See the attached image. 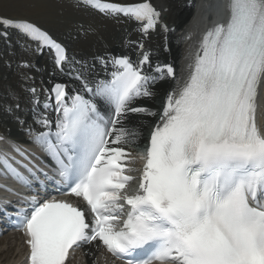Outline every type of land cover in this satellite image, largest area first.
I'll list each match as a JSON object with an SVG mask.
<instances>
[{
  "label": "snow or ice",
  "instance_id": "1",
  "mask_svg": "<svg viewBox=\"0 0 264 264\" xmlns=\"http://www.w3.org/2000/svg\"><path fill=\"white\" fill-rule=\"evenodd\" d=\"M86 2L140 22L146 35L160 19L148 2ZM228 8L227 23L204 37L189 82L179 95H166L159 114L131 106L138 97L155 95L150 85L157 79L175 75L171 65L158 66L159 77L145 74L147 52L137 65L114 58L110 80L91 88L84 83L93 97L114 105L108 119L82 95L69 106L66 86H54L63 113L55 143L48 132L38 133L36 143L54 157L58 175L87 209L31 197V210L20 220L30 237V264H65L73 245L97 240L114 256L128 258L127 264H264V131L255 119L264 82V0H229ZM0 26L54 49L61 71L72 63L66 48L35 23L3 18ZM129 112L159 119L138 191L121 195L133 179L124 175L130 153L121 147L135 135L123 126ZM40 123L50 127L47 119ZM3 162L19 182L30 184L6 156ZM125 205L130 210L122 219Z\"/></svg>",
  "mask_w": 264,
  "mask_h": 264
},
{
  "label": "bare ground",
  "instance_id": "2",
  "mask_svg": "<svg viewBox=\"0 0 264 264\" xmlns=\"http://www.w3.org/2000/svg\"><path fill=\"white\" fill-rule=\"evenodd\" d=\"M162 1L166 4L165 0H162ZM188 1L189 0H186V2H188ZM216 1L217 0H213L209 4V7L207 10H208V12H209V10L213 11L214 16H215L214 18H220L222 16V14H221V10L218 8ZM41 5H44V4H41V3L39 4L38 8H40V9H38L36 13L39 15L45 14L43 16H49V13L52 11L46 7L44 8V6L41 7ZM164 7H169L168 12L165 13V20L168 21L171 24V26L176 25L177 30L182 28L185 25V23L193 15V8L187 6V4L184 3L183 0H167V4ZM16 18H26V19L32 20L31 18H27V17H16ZM109 20L111 21L112 19H109ZM206 25H208V24L205 23V26ZM108 27H109L108 30L102 29L103 35L108 37V39H107V41H108L107 45L108 46L106 49L94 52V51H92V49L94 48V50H95V48H97V47L96 46H93V47L90 46L91 48L88 47L87 49L83 50L81 52V55H79V57H78V59L84 60V64H82V65L78 64L77 61L75 60V56H73L71 67L75 71H82V73L84 74V77H86L87 80H91L92 78H95V77H98V78L103 77V73H104V69H105L104 59L106 58V56L103 55L104 52H106V51H110V52L115 51L117 53L128 52L129 54H132V55H136L138 53V49L134 44H130V43L126 42V40L128 38L134 39V40L140 39V35H139L138 31H136V29L134 28V25L132 24V22L131 23L128 21H125L122 23L113 22V23H110L108 25ZM56 34L59 35L57 32H56ZM175 34H176V32H171L168 35V38L170 41V52L169 53H166L163 50L162 42L164 40V37L162 34H158V35L152 37L148 41V43H147L148 46L154 50V53H153L154 61L161 60L164 62H169L171 60V61L177 62V58L179 55V48H178V45L176 42L177 39H176ZM60 36L65 37L63 34H61ZM65 38H67V37H65ZM66 41L68 42L70 47L71 46L73 47L74 43H76L75 42L76 39L73 35L68 36ZM87 42H90V40H87ZM96 42H97L96 40H92V43L94 45H97ZM13 46H14L15 50L12 48L14 50V52L12 51L13 52L12 53V52H10L11 47L9 45H6V44L0 42V55H3V57H5V61H3V63L4 62L5 63L3 64L0 62V72H2V71L5 72V74L3 73V75L0 74V83L1 84L10 83V85H11V87L9 89L5 86V93H4L5 96L2 95V98L5 100H8V101H11L10 99H13V98H20L19 100L26 103L29 99H28L27 91L24 88V85L28 84L29 81L27 80L28 77H22L19 74L21 71L26 70V68L16 67V69H14L13 66L9 67L6 64V62L9 59L14 60L16 57H19V56H26V58L20 59L21 61H25V60H28L27 57H30L31 55H30V52L28 51V49H24L22 47H19L17 45L16 41L14 42ZM98 54H100L101 57L99 59H93V56L98 55ZM76 56H78V55H76ZM38 61L39 62L37 63L36 66H40V67L42 65H48V63H50L46 57H40L38 59ZM161 64H162V62H161ZM33 68L35 71H37V68H35V66H33L32 71H29V73L33 72ZM44 74H47V73L43 72V70L39 73V80L42 79V76ZM154 75H156V74H154ZM51 77L54 78V76H51ZM63 78H66V80L71 81L72 84L77 86V87H79L81 85L80 82H78L73 76L67 75V76H64ZM28 86L30 87L31 85H28ZM170 87H171L170 82L168 80H166V78L156 80V82L153 83L150 87L151 91L154 92L155 95L151 96V97H144L143 96L140 99L139 104L142 106H145L147 109H150L151 111L159 114L160 108L158 106L159 105L158 102H161L164 99V96L168 93ZM101 105H102L103 111L105 113H107L108 117H110L111 115L108 113V111L111 110V105H109L107 103H101ZM12 115H13V112L7 113L6 109L2 111V108H0V128H2L3 124L7 123L6 126H12V133H14L15 135L23 136V133H20V131H19L20 130L19 124L16 123V121ZM158 118H159V115L153 117V116H150L146 113L136 114V115L127 114L126 118L123 121V126L125 127V129L128 126H131V128L127 129V130L129 131V133L135 132V135L134 136L130 135L128 137L131 138L133 140V142L142 143V142H145L147 140V134L149 133L150 129H152V126L156 123ZM29 122H30V119H27L26 123L28 124ZM25 137H27V135H25ZM4 238H5L4 239V241H5L7 239V237H4ZM0 241H2V240L0 239ZM5 249L9 251L10 257L12 256L11 257L12 259L18 255V254L16 255L14 253V248H12L10 245H7L5 248H0V253H1L0 258L3 257V258H5V260H9L8 257H6L4 254ZM89 249H90L89 253L86 255V260H88L91 263V259H92L91 253L94 252V248H89Z\"/></svg>",
  "mask_w": 264,
  "mask_h": 264
},
{
  "label": "rangeland",
  "instance_id": "3",
  "mask_svg": "<svg viewBox=\"0 0 264 264\" xmlns=\"http://www.w3.org/2000/svg\"><path fill=\"white\" fill-rule=\"evenodd\" d=\"M165 2L167 4V0H165ZM40 3L44 4L41 5V7L44 6V8L46 7L52 11L49 13V16H43L45 14L39 15L36 13L37 10L40 9L38 8ZM0 13L13 17L31 18L42 25L57 31L58 34H63L67 38L68 36L73 35L76 39V43H74L72 48L78 54L90 46L97 47L95 50L94 48L92 49L94 52L102 50L104 46V48H106L108 46V37L103 35L102 29L108 30V25L110 23L121 22L115 20L110 21L87 8H83L78 4H73L69 0H0ZM65 37L63 38L67 40ZM87 40H90L91 43L87 42ZM92 40H96L97 45H94ZM3 61H5V57L3 59V57L0 56V62L3 63ZM3 73L5 74L3 71L0 72L2 75ZM4 239L5 238H3V241Z\"/></svg>",
  "mask_w": 264,
  "mask_h": 264
}]
</instances>
